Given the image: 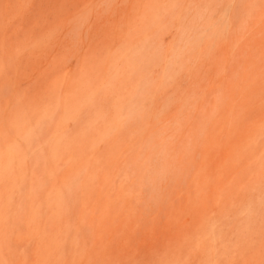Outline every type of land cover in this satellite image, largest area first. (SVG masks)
<instances>
[{
	"label": "rangeland",
	"instance_id": "1",
	"mask_svg": "<svg viewBox=\"0 0 264 264\" xmlns=\"http://www.w3.org/2000/svg\"><path fill=\"white\" fill-rule=\"evenodd\" d=\"M0 264H264V0H0Z\"/></svg>",
	"mask_w": 264,
	"mask_h": 264
}]
</instances>
